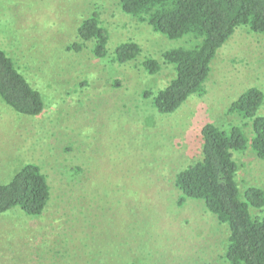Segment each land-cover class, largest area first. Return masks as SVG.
I'll use <instances>...</instances> for the list:
<instances>
[{"label":"rangeland","instance_id":"rangeland-1","mask_svg":"<svg viewBox=\"0 0 264 264\" xmlns=\"http://www.w3.org/2000/svg\"><path fill=\"white\" fill-rule=\"evenodd\" d=\"M98 9L108 49L135 41L137 61L67 51ZM125 15L118 0H0V47L45 101L33 119L0 101V185L36 164L52 189L42 218L0 215V264H228L226 227L198 201L178 205L173 179L198 154L204 125L224 124L249 88L264 91V34L239 28L211 63L206 94L160 115L144 93L168 85L174 70L162 54L185 41ZM146 58L162 64L159 74L144 71ZM239 163L241 187L264 189V161L245 154Z\"/></svg>","mask_w":264,"mask_h":264},{"label":"trees","instance_id":"trees-1","mask_svg":"<svg viewBox=\"0 0 264 264\" xmlns=\"http://www.w3.org/2000/svg\"><path fill=\"white\" fill-rule=\"evenodd\" d=\"M118 7L123 15L156 34L185 41L186 46L162 54L163 65L174 70L168 85L156 93H144L160 115H176L192 96L206 94L211 63L239 28L264 34V0H118ZM98 10L80 22L78 42L71 43L67 51L87 49L95 60L120 66L137 61L143 50L135 41L122 43L114 51L108 49L110 32ZM141 66L152 76L162 69V64L151 58ZM119 85L116 81L115 86ZM0 101L29 119L45 110L42 94L1 47ZM263 105L261 88L251 87L241 94L227 108L224 124L202 127L198 154L185 168L175 171L173 179L180 194L178 205L198 201L226 227L224 258L228 264H264V189L242 188L238 178L240 155L252 154L264 161V116L259 114ZM237 119L240 124L235 123ZM51 200L48 176L36 164L25 165L9 183L0 185V215L18 208L26 216L40 219Z\"/></svg>","mask_w":264,"mask_h":264}]
</instances>
